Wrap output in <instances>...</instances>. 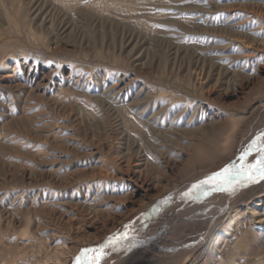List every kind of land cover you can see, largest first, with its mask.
Here are the masks:
<instances>
[{"label": "rangeland", "instance_id": "rangeland-1", "mask_svg": "<svg viewBox=\"0 0 264 264\" xmlns=\"http://www.w3.org/2000/svg\"><path fill=\"white\" fill-rule=\"evenodd\" d=\"M263 4L0 0V264H73L238 164L264 133ZM249 186L158 209L103 264H264Z\"/></svg>", "mask_w": 264, "mask_h": 264}, {"label": "snow or ice", "instance_id": "snow-or-ice-1", "mask_svg": "<svg viewBox=\"0 0 264 264\" xmlns=\"http://www.w3.org/2000/svg\"><path fill=\"white\" fill-rule=\"evenodd\" d=\"M256 154L254 163H248V157ZM259 177L264 179V133L256 137L239 156L238 164H231L220 172L207 177L205 180L193 185V191L186 193V196L207 194L211 191H230L234 184L241 180L255 181ZM211 186V188H206ZM129 225L125 226V231L117 233L108 240L96 247L85 248L75 257L73 264H103L107 252L110 248L116 247L121 241L129 238Z\"/></svg>", "mask_w": 264, "mask_h": 264}, {"label": "water", "instance_id": "water-1", "mask_svg": "<svg viewBox=\"0 0 264 264\" xmlns=\"http://www.w3.org/2000/svg\"><path fill=\"white\" fill-rule=\"evenodd\" d=\"M203 180H205V179H203ZM202 180V181H203ZM201 182V181H200ZM260 182V181H259ZM199 183V182H198ZM197 183V184H198ZM236 185H240V183H236V184H234V186H236ZM244 185H247V186H249V185H252V184H250V183H248V184H244ZM193 191V189L191 190V191H189V192H192ZM189 192H187V193H189ZM219 192V191H218ZM193 196H186L184 193H179V194H177V195H173V196H169L166 200V202H167V205H165L166 207H165V209H167V208H169V207H171V206H174L175 205V203L176 202H180V201H187V200H190L191 198H192ZM164 210V209H163ZM144 225H148V223L146 222ZM144 225H142V224H137L135 221H133L131 224H130V228H129V238L128 239H125V240H123V241H121L118 245H122V244H125V243H127L129 240H130V236H131V233L133 232V230H135V229H138V228H140V227H143ZM113 236V235H112ZM109 237H111V236H109ZM109 237H107L102 243H100V244H98L97 246H99V245H101V244H103V243H105L107 240H108V238ZM96 247V246H95Z\"/></svg>", "mask_w": 264, "mask_h": 264}, {"label": "bare ground", "instance_id": "bare-ground-1", "mask_svg": "<svg viewBox=\"0 0 264 264\" xmlns=\"http://www.w3.org/2000/svg\"><path fill=\"white\" fill-rule=\"evenodd\" d=\"M264 5V4H263ZM261 19H262V21H263V26H262V28L264 29V9H262V11H261ZM262 43V42H261ZM248 45V44H247ZM260 46H261V44H260ZM263 46H264V42H263ZM262 46V47H263ZM247 47V46H246ZM260 181V182H259ZM261 181H262V179H260L259 177H257L256 179H255V181H246V180H241L239 183H240V185H237V186H239V187H246L247 185H244V184H248V183H250V184H252V186H254V185H258L259 183H261ZM206 187H208L209 189L211 188V186H206ZM250 187V186H249ZM189 188V187H188ZM193 189V187L191 188V190ZM191 190H189V191H191ZM211 192V191H210ZM215 192V191H214ZM184 193H186V192H184ZM205 195V194H204ZM165 205H167V202L165 201V203L164 204H162L161 206H160V208H159V206L155 209V211L154 212H152V214H149L148 216V219L146 220L145 218L147 217V215H143V220L145 219L146 220V222H150V220H151V218L155 215L156 216V214L157 213H159L160 212V210H161V208L163 209H165ZM158 209H160V210H158ZM158 215V214H157ZM200 247V246H199ZM203 252V251H202Z\"/></svg>", "mask_w": 264, "mask_h": 264}]
</instances>
